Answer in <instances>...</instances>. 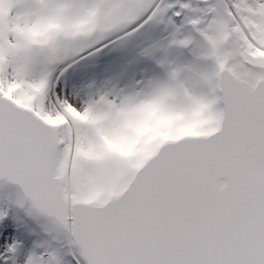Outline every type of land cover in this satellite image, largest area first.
<instances>
[{"label":"snow or ice","instance_id":"6c2138e0","mask_svg":"<svg viewBox=\"0 0 264 264\" xmlns=\"http://www.w3.org/2000/svg\"><path fill=\"white\" fill-rule=\"evenodd\" d=\"M0 264H264V0H0Z\"/></svg>","mask_w":264,"mask_h":264},{"label":"rangeland","instance_id":"374dc122","mask_svg":"<svg viewBox=\"0 0 264 264\" xmlns=\"http://www.w3.org/2000/svg\"><path fill=\"white\" fill-rule=\"evenodd\" d=\"M14 194H15L14 192H10L8 190H3L2 192L0 191V202H4L8 200Z\"/></svg>","mask_w":264,"mask_h":264},{"label":"water","instance_id":"95a60500","mask_svg":"<svg viewBox=\"0 0 264 264\" xmlns=\"http://www.w3.org/2000/svg\"><path fill=\"white\" fill-rule=\"evenodd\" d=\"M0 189H7L10 192H15L17 191L16 187L13 185L8 184L7 182L0 181Z\"/></svg>","mask_w":264,"mask_h":264},{"label":"trees","instance_id":"16d2710c","mask_svg":"<svg viewBox=\"0 0 264 264\" xmlns=\"http://www.w3.org/2000/svg\"><path fill=\"white\" fill-rule=\"evenodd\" d=\"M3 190H5V189H2V190H0V191L2 192ZM0 203H2V202H0Z\"/></svg>","mask_w":264,"mask_h":264}]
</instances>
